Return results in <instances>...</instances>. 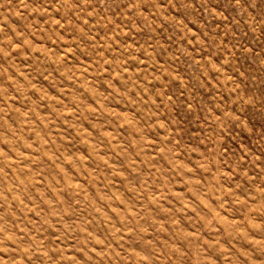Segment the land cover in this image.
I'll use <instances>...</instances> for the list:
<instances>
[{
    "label": "rangeland",
    "instance_id": "rangeland-1",
    "mask_svg": "<svg viewBox=\"0 0 264 264\" xmlns=\"http://www.w3.org/2000/svg\"><path fill=\"white\" fill-rule=\"evenodd\" d=\"M0 264H264V0H0Z\"/></svg>",
    "mask_w": 264,
    "mask_h": 264
}]
</instances>
